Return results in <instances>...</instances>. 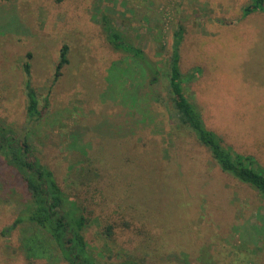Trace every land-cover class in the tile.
<instances>
[{"label": "rangeland", "instance_id": "rangeland-1", "mask_svg": "<svg viewBox=\"0 0 264 264\" xmlns=\"http://www.w3.org/2000/svg\"><path fill=\"white\" fill-rule=\"evenodd\" d=\"M249 4L0 2V127L31 139L34 156L84 207L87 242L103 263L264 264V196L223 173L194 135L177 127L159 101L167 99L166 81L151 85L101 25L103 14L112 18L163 73L182 26L181 70L186 79L196 76L186 81L187 96L208 129L264 165V14L244 17ZM65 45L70 64L55 82ZM27 62L40 98L37 122L27 116ZM5 170L0 159V264H48L26 258L20 227L3 234L19 213L18 198L5 191Z\"/></svg>", "mask_w": 264, "mask_h": 264}, {"label": "trees", "instance_id": "trees-1", "mask_svg": "<svg viewBox=\"0 0 264 264\" xmlns=\"http://www.w3.org/2000/svg\"><path fill=\"white\" fill-rule=\"evenodd\" d=\"M5 1L9 0H0ZM256 13L264 14V0H250L243 15ZM222 23L232 24L226 20ZM101 25L112 47L139 62L150 76L151 85L161 82L162 78L166 81L167 99H158L169 106L170 116L177 127L190 131L223 173L264 196V165L256 157L239 153L226 145L220 135L208 129L197 104L186 94V81H192L196 76L194 73L189 76L191 79H186L181 70L180 48L184 28L180 26L174 32L169 69L163 73L142 48L128 40L112 18L103 14ZM69 64V47L65 45L56 68L55 82ZM24 72L27 76V116L30 122H37L42 112L39 95L31 83L30 62L25 64ZM31 142V139L19 140L13 131L0 127V159L6 168V173L1 172V175L7 186L6 194L11 190L15 200L18 198L16 203L19 207L15 224L3 234L20 227L21 244L28 260L45 259L48 264H53L54 260H62L66 264H145L133 257L117 263H103L96 257L86 239L89 219L84 207L62 190L55 173L34 156V144Z\"/></svg>", "mask_w": 264, "mask_h": 264}]
</instances>
